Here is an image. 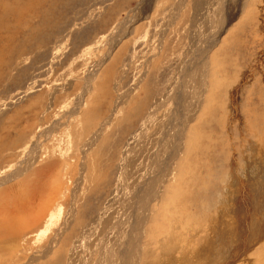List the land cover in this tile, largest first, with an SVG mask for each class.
Segmentation results:
<instances>
[{"label":"rangeland","instance_id":"1","mask_svg":"<svg viewBox=\"0 0 264 264\" xmlns=\"http://www.w3.org/2000/svg\"><path fill=\"white\" fill-rule=\"evenodd\" d=\"M236 1L0 0V201L10 195L0 222L13 229L0 227V264H100L96 241L109 239L124 199L115 192L120 168L130 192L138 184L130 159L146 155L168 119L183 123L181 146L149 207L137 264L146 249L160 264L162 244L198 263L189 249L221 213L236 224L231 235L244 220H264V0H246L235 14ZM15 202L27 212L7 214ZM126 220L119 236L130 237L113 264H133L135 225ZM237 242L234 264H264L260 240L243 251Z\"/></svg>","mask_w":264,"mask_h":264},{"label":"bare ground","instance_id":"2","mask_svg":"<svg viewBox=\"0 0 264 264\" xmlns=\"http://www.w3.org/2000/svg\"><path fill=\"white\" fill-rule=\"evenodd\" d=\"M231 1H233V0H231ZM245 1L246 0H237L236 1V4H235L236 7L234 9L231 8L230 10H233V11L237 10L238 9L237 7H239L240 4H242V3L244 4ZM147 3H146V5L148 6L150 3L149 2H147ZM215 3H217V2L215 1ZM209 4H212V3H209ZM141 6H143V5H141ZM206 7L208 8L209 6H206ZM206 7L204 8V10L206 9ZM209 9L212 10L213 8L211 9V7H210ZM212 11H214V10H212ZM223 12H225V11H223ZM235 14H236V11H235ZM231 15H233V14H231ZM230 18H231V16L228 15V14H226V17L221 19V21L218 23L219 25L217 24L218 25L217 29L214 30V33L216 35L220 33V31H221L220 29H222V27H224V25L229 21ZM129 21H131V20H129ZM130 26H131V24H130ZM118 29H120V28L118 27ZM218 30H220V31L217 33ZM208 35L210 36V34H208ZM110 39H111V37L107 39V43H108L109 46H110V41H111ZM214 39H215V37L212 38V39H210V43H212L214 41ZM210 43L208 45H206L207 46L206 47L207 49L205 47L203 48V50L200 49L201 50V53L202 52L204 53V54H202V55H204L203 57L201 55L203 61L202 62L200 61L201 62L200 65L202 67H199V69L200 68L202 69V72L199 73L200 77H202V78H205L203 75H205V68H206V62H207L206 59L208 57V56H206V53H207L206 51L209 49V47H212V46H210L211 45ZM99 65L100 64L96 65V69L98 68ZM188 73H190V72H188ZM189 76H190V74H189ZM187 78H189V77H187ZM187 92H188V89L186 90V95L189 96V94H187ZM172 95H174V94H172ZM190 101H192V98H188L187 100L183 101L184 103H182V105L187 106L188 104H190ZM182 105H180V109L182 108L181 107ZM151 109H154V108H151ZM177 110H178V108H177ZM182 125H183V123H181V122H178L177 123L176 121L173 122V120H169L168 119L165 122V124L163 125V127H162L161 131L158 133V135L153 140H151V141H149L147 143V145L145 147V149H146V152H145L146 155L145 156L142 155L143 152L145 151V150H143V152L142 151H139L137 154H135V158L130 159V161H132V162H130V167L136 173V175H134V177H132V178H135L136 177V181H137L136 183H138L135 186V188H132L130 190V192L125 191V186L123 187L122 181L120 180V179H122L120 177L122 175L121 173L125 169V166H122L120 168V173H119L120 176H119V179H118V186H119V188L118 189H115V192L121 193L124 196V199L122 201H120L119 204H117V206L119 207V211H117L116 214L113 213L114 214V217H116L117 219L116 218H115V220H114V218L113 219H109V221H113L111 225L114 226L112 228V230H110L111 234L109 232V234H110L109 239H107V240H100V241L97 240L96 241L95 246L99 245V248L101 250V252H99V254L97 256L100 259V260H98V261H100V264H113L114 263L115 256H112V255L115 253V251L118 252V249H119L118 247L123 246V245L125 246L126 243L124 242L123 238L125 237L126 239H128L130 236L129 235H123L122 236L123 238H121L119 236V234H120V232L124 231V230H122V228L125 229L124 220H126V218H128V217L133 219V224H132L133 227L135 225V228H134V230L131 233V236H132L131 239H133V243H134V245H135L136 248L135 247H131V251L127 252V255H129V258H130L129 261H131L133 264H137V261H139V257H140V240L139 239L141 237L140 235L142 234V228L144 227L143 225H144L145 221H147L146 220L147 219V215H148V218H149L148 220H150V218H151V215H149V213H150L149 207L151 208L153 200L155 198H157V196H158V194L160 192L159 189H158V187H160V186L163 185V183L165 182V179L167 178L168 174L171 172L170 171V169H171V163L174 160L175 153L177 154V152L180 149L181 140H179V138H180V134H183V130H182L183 127H182ZM143 128H145V125L142 126V129ZM142 129L140 128L139 129V132H136V134H133L131 136V138L132 139H136V138H138V136H141L140 135V131ZM176 132L179 133V136H178V134ZM172 138H173V141H174L173 144H172V146H171L172 148L170 149L172 151V153H171V155H170L169 158H164L163 151H162L163 150V147H164V144L166 142H168V140L170 141ZM145 143H143V144H145ZM178 147H179V149H178ZM141 155L144 156V162H142V160L140 159V156ZM160 161L162 162V164L159 166L160 167L159 168L158 167V164H160ZM126 162H129V160H127V161L125 160V163ZM140 163H141L142 167L140 166ZM137 172H141V173L137 174ZM120 184H122V185H120ZM120 188H121V190L123 192L120 190ZM4 190L5 189H3L2 191H4ZM6 191L7 190H5V193H6ZM259 192H260V190H259ZM125 193H128V195L130 196V199H127L126 198ZM3 194H4V192H3ZM1 195H0V197H1ZM254 195H255V197H256L257 200H260V201L262 200L261 193H258L257 192V194L254 193ZM8 196H9V200H10V195L8 194L7 197ZM116 196L117 195H115V197H114V195H112V197L109 199V202L107 203V206H106L105 211L102 212L103 213V216L102 217H104L105 215H107L109 213H112L111 210L113 209L112 208L113 206H112L111 201L113 202V199H116ZM6 198H5V200L0 201V207L1 206L3 207L4 202H6ZM11 198H14V197L12 196ZM14 199L16 200V198H14ZM14 199H12V200H14ZM244 201H245V203L247 202L245 199H244ZM17 203L16 202L13 203L14 205L11 206V207H9L8 210H6L7 208L5 209L7 211V214H8V211L10 212L9 215H11V213L16 214V213H19V212L21 213V212L24 211V209L22 208V206H20V205L18 206ZM125 204H127V205L125 207H123V205H125ZM134 204H138L137 209H134L132 207ZM261 209L264 210V208H261ZM3 212L5 213V211H3ZM24 212H27V211H24ZM135 214H137L138 223L136 221L137 219L134 218L135 217ZM221 214H220V216L218 218H216V221L213 222L212 228H209L210 229V236L207 237L202 244L198 245L199 247L196 245L198 248H195V246L190 247L189 250L196 251V258H197V260H199V262L198 263L196 262L195 264H204V263H206V264H234L238 260V257L237 256L239 255V253L237 252V250H233L231 248V246H233L234 244H236L237 239H238V242H237V246L236 247L240 251H243L245 249V247H247L248 245L251 246L250 244H254L255 242H257L259 240H260V243H259L260 244L259 251H257L256 249L255 250L259 253L261 251V249L264 248V240H263V238H264V220H261V221H252L250 219L244 220L243 223L241 224V228L238 231L236 230L237 232L235 234L231 235L230 230H232L236 226V224L235 223L230 224V222H228L227 219L225 217H223ZM5 215H6V213H5ZM5 217H7V216H5ZM121 218H125V219L123 220ZM260 218L261 219L264 218V211L262 212V215H261ZM2 219H4V218H2ZM96 221H97V219L96 220H92V223L91 224L96 223ZM7 222H9V221H7ZM129 223H130V221H129ZM97 225H98V223H97ZM2 226H4L3 228L5 229L6 228V223L4 224V223H1L0 222V227H2ZM4 229L0 228V230H4ZM96 229H98V227ZM102 229H104V228H102ZM6 230L9 231L10 233H13L12 232V230H13L12 229V226L6 228ZM87 230H88V232H87V235L88 236L86 235V237H87L86 239L90 240L91 239V236L93 234H95L96 231L91 226L88 227ZM106 231H109V230H106ZM129 231H128V233H130ZM144 232H145V230H144ZM244 232L247 235H245ZM0 233H2V232H0ZM18 233H20V232H18ZM125 233H127V232H125ZM249 233H250V236H249ZM240 235H242L244 237L243 239H245V238L246 239L245 240H241V236ZM95 237L96 236L93 235L92 241L95 240ZM127 242H128V240H127ZM189 243L191 245V242L190 241H189ZM188 244H187V246H188ZM169 246H167L165 244H162V247H161L162 250H163V253L162 254H163V256H165V258L162 259L163 261L160 260V261H162V262H159L160 264H166L167 259L169 260L170 264H185V263H188L187 261L189 260L190 257L187 254L188 253V251H187L188 249L186 250V247H185V250L186 251H184V253H183V249H182V252L181 253H183V254L179 253L180 255L177 258L174 259V257H173V254L174 253L171 252L172 250H170V247ZM126 247H127V245H126ZM133 248H134V250H133ZM168 250H170V251H168ZM173 250H176V248L173 249ZM124 251H126V249H124ZM147 251H148V249H146V251H145V257H144L145 258V261H144V264H151L152 261L155 262V260L148 259V257H147ZM185 252H186V254H185ZM257 252H256V254H257ZM191 253H189V254L192 255L193 253L192 254ZM141 255L144 256V252H142ZM191 257L193 258V256H191ZM229 261H232V263H230ZM227 262H229V263H227ZM189 263H190V261H189ZM125 264H127V263H125ZM190 264H192V263H190Z\"/></svg>","mask_w":264,"mask_h":264}]
</instances>
